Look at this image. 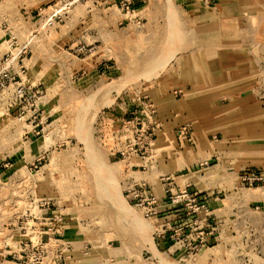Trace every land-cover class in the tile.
Masks as SVG:
<instances>
[{
	"label": "rangeland",
	"instance_id": "374dc122",
	"mask_svg": "<svg viewBox=\"0 0 264 264\" xmlns=\"http://www.w3.org/2000/svg\"><path fill=\"white\" fill-rule=\"evenodd\" d=\"M174 1L156 2L172 14ZM198 1L221 14L209 41L230 44L232 60L239 61L224 93L251 95L205 101L217 117L212 120L192 114L190 107L200 101L186 100L182 90L169 101L139 92L172 58L189 55L156 51L142 34L115 33L151 11L148 0H0V72L9 75L0 81V241L12 248L18 240L25 253H40L41 241L61 238L65 221L108 241L128 231L143 237L145 221L155 214L134 207L146 200L142 189H151L123 175L121 161L131 156L158 161L163 153L167 163H179L162 177L167 184L162 196L177 205L183 199L192 220L206 202L183 198L170 183L187 171L179 169L180 146L206 140L224 147L225 154L190 168L189 183L201 191L215 189L220 200L225 190H244L233 196L241 206L232 211V220L243 226L240 263L264 264V0ZM192 33L185 35L186 43L201 38ZM178 40L169 36L167 45L179 49ZM118 45L121 52L114 57ZM215 53L224 54H210ZM114 61L129 67L118 68ZM168 104L179 115L161 114ZM166 120L172 124L163 130ZM258 173L260 186L242 183L243 175ZM215 210L214 223L222 222L223 207ZM57 245L56 252L69 248ZM27 255L19 263L40 264Z\"/></svg>",
	"mask_w": 264,
	"mask_h": 264
},
{
	"label": "crops",
	"instance_id": "0c3cea01",
	"mask_svg": "<svg viewBox=\"0 0 264 264\" xmlns=\"http://www.w3.org/2000/svg\"><path fill=\"white\" fill-rule=\"evenodd\" d=\"M156 1L148 0V3L153 5V7L151 6L152 10L137 15L134 21H132L133 18L130 19L128 28L115 30V33L121 32L135 37L142 34L149 38L152 44H155L153 48H156V51L179 50L185 51L189 55H183L176 60L172 58L166 70L158 73V78H155L150 85L147 84V87L139 92H143L144 95L151 98L169 101L174 91L182 90L185 92L186 100L200 101L190 107L191 113L210 118L209 120L217 117L208 107L210 106L209 102L205 101L231 98L250 99L249 92H245V94L238 91L230 94L224 93L229 90V84L234 76L233 64H239V61L232 60L230 44H217L208 39L210 33L215 31V20L221 14L200 5L198 0H184L182 6L180 0H175L176 11L169 14L164 11V3L157 4ZM179 2L180 5H178ZM226 18L225 15L223 19ZM139 25L141 28L138 27ZM191 32L198 38L201 37L200 43L199 41L186 43L184 37L190 35ZM169 36L179 37L178 41L183 43L179 49L176 46L170 48L167 45ZM117 47L113 50L114 57H116V53L118 57L121 52L119 45ZM214 52H223L224 54L218 56L216 53L210 54ZM80 64L87 67L85 61ZM113 65L118 68L129 67L128 63L121 66L115 61ZM155 65L158 68L163 67L160 63ZM157 71H153L152 74H156ZM168 105L170 106L165 108V112L161 114L179 115L178 108H174L173 104ZM166 121L162 123L163 130L172 124L170 121ZM198 127L200 130L201 126ZM204 129L206 128L204 127ZM185 145L180 146L182 147L180 155L183 160L179 169L183 171H190V168L193 169L200 163L213 158L215 154H225L224 147L211 144L206 140H198L191 147ZM162 151L164 150L162 149ZM162 154L158 161L136 156L121 161L124 167L123 175L129 178L130 184L135 185L142 182L143 185L140 187L151 189V193L157 198L154 204L143 200L140 201V204L134 205L143 215L148 210L155 214L153 219L145 221L143 237L128 231L117 236L116 240L108 241L102 234L97 235L86 231L83 224L66 223L65 221V224L61 223L60 225L61 238L57 240L50 237L41 241L39 243L41 249L53 254L56 253L57 244L62 245L63 248L69 246V252H65L68 256V264H232L233 261L235 264H241L240 261L244 257L239 248L243 243V226L240 221L232 220V211H236L241 206V202L235 201L233 196H240L244 190L241 188L225 190L224 199L220 200L215 197L217 194L215 189L210 190L209 188L206 191H201L192 188L193 185L189 183L192 174H188L186 171L184 175L181 174L178 177V181L170 184L176 186L175 189H178L180 193L187 191L194 195L197 201L203 200L207 205L203 210H199L192 220H189L183 199L182 204L177 205L169 203L162 196V191L167 186V184H163L162 177L168 176L167 171L170 168H177L179 164L167 163L170 161H164ZM179 183L183 185V188ZM217 207H223L225 218L222 222L214 223L212 217ZM152 228H154L153 236ZM17 241L11 243L15 245L12 248L7 246V242L0 241V244L4 245L0 248V264H21L18 260L23 259V253ZM59 246L57 245V247ZM9 259L13 261L10 262Z\"/></svg>",
	"mask_w": 264,
	"mask_h": 264
},
{
	"label": "built area",
	"instance_id": "2783aa9c",
	"mask_svg": "<svg viewBox=\"0 0 264 264\" xmlns=\"http://www.w3.org/2000/svg\"><path fill=\"white\" fill-rule=\"evenodd\" d=\"M7 79H9V75L5 69H2L0 72V81H4ZM150 112L152 114H155V111L153 109H150ZM184 133H186V131ZM184 136H187L186 138H188L189 142H190V137L188 136V134L187 135L185 134ZM241 180H242V183L244 185L252 188L254 186H260L263 182V177L260 173L252 174V175L245 174L241 177ZM142 194H143V196H145L146 200H148L150 203H152V204L155 203L156 198L153 196V194L151 193L150 190L144 191V189H142ZM182 195H183L182 196L183 198L193 199L194 203L197 202V198L187 191L184 192ZM150 212H151L150 210L146 211L145 212L146 216H149ZM28 247H30V246H26V249ZM34 249L35 248L32 247L31 250H34ZM27 252L28 253H25L24 251H22V253H23L22 255L23 256L26 255V257H27L28 256L27 254H30L32 259H34L38 263L40 262V264H68V256L65 254V252L66 253L69 252V248L64 249V251H62V252L58 251V252L53 253V254H49L46 251H43V249H42V252H44V253H42V252L39 253V250H35V251H31V252H29L27 250ZM51 261H52V263H51Z\"/></svg>",
	"mask_w": 264,
	"mask_h": 264
}]
</instances>
